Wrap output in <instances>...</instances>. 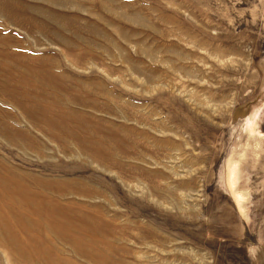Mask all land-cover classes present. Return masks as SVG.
Wrapping results in <instances>:
<instances>
[{
	"label": "rangeland",
	"instance_id": "obj_1",
	"mask_svg": "<svg viewBox=\"0 0 264 264\" xmlns=\"http://www.w3.org/2000/svg\"><path fill=\"white\" fill-rule=\"evenodd\" d=\"M98 224L106 264H264V0H0V264H103Z\"/></svg>",
	"mask_w": 264,
	"mask_h": 264
},
{
	"label": "bare ground",
	"instance_id": "obj_2",
	"mask_svg": "<svg viewBox=\"0 0 264 264\" xmlns=\"http://www.w3.org/2000/svg\"><path fill=\"white\" fill-rule=\"evenodd\" d=\"M112 135H113V133H112ZM111 135V136H112ZM116 140V142H117V140L118 139H115ZM120 140V139H119ZM109 141H111L110 140V138H109ZM114 141V140H113ZM116 142H114L115 144H116ZM112 144H113V142H111ZM109 144V143H108ZM115 144H114V148H115ZM118 144V143H117ZM123 144V143H122ZM110 145V144H109ZM121 145V144H120ZM111 146V145H110ZM117 147H118V145H116ZM118 149H119V147H118ZM109 150V149H108ZM110 151V150H109ZM106 153V152H105ZM108 153H110V152H108ZM230 176H231V178H230V182L232 183V181H233V178H235V176H234V169H232L231 170V172H230ZM234 182V181H233ZM230 183V184H231ZM233 184V183H232ZM31 195H32V193H31ZM33 196V195H32ZM36 197V196H35ZM238 198V197H237ZM30 199V198H29ZM34 200V202H35V198H33ZM241 199V198H240ZM239 199V200H240ZM32 199H30V200H28V201H31ZM37 200V199H36ZM41 200H43V199H41ZM49 200V199H48ZM32 201V202H33ZM235 201H236V199H235ZM33 202V207H31V208H33V211H34V214H36V215H38L39 217H45L44 219H48V216H50V214L52 213V214H55L56 216H57V218H56V216H54V218H56V219H52V218H50V219H52V221L51 220H47V223H44V224H42L43 225V227H44V229L46 230V231H48V232H50V233H52V234H54L55 236H60V237H63V234H68V233H71V230L72 229H74V227L72 226V224H71V222L73 221H71V222H67V221H65V222H67V223H65L64 222V217H63V215H62V221H61V219L59 218L60 217V215H61V210H59V207L57 206V205H55V204H53V203H51V200H49V201H41V202H39V203H34ZM237 202V201H236ZM238 203V202H237ZM241 207V206H240ZM241 209V208H240ZM31 211V210H30ZM32 212V211H31ZM67 212V211H66ZM63 213H65V212H63ZM62 213V214H63ZM68 213V212H67ZM69 214V213H68ZM65 216V215H64ZM67 216H69V215H67ZM71 216V215H70ZM73 216V215H72ZM71 216V217H72ZM58 218L60 219V220H58ZM71 219V218H70ZM72 219H73V217H72ZM37 220V219H36ZM66 220V219H65ZM50 221V222H49ZM39 222V221H38ZM74 222V221H73ZM39 224H40V222H39ZM39 224L37 225V226H39ZM35 226H36V224H35ZM87 227V226H86ZM42 228V227H41ZM94 228V227H93ZM87 229V228H86ZM74 231H76L75 229H74ZM89 231V230H88ZM87 232V231H86ZM101 228H100V225L98 224L97 225V227H95L94 228V230L91 232V235H92V239L91 238H89L88 240H90L92 243H94L95 244V249H96V251L97 252H95V254L97 253L98 254V260H100V262L101 263H103V264H106V263H108V261L111 259V258H109V260L107 261V262H105V260H104V256H103V254H102V252L100 251V247H98L97 245H98V243H99V241L101 240V238H102V236L103 235H101ZM73 233V232H72ZM77 237H80V236H77ZM93 244V245H94ZM108 250V249H107ZM109 251V250H108ZM104 253V252H103ZM108 253V252H107ZM109 254H111V253H109ZM97 257V256H96ZM104 260V261H103ZM110 264H112V262H110Z\"/></svg>",
	"mask_w": 264,
	"mask_h": 264
}]
</instances>
